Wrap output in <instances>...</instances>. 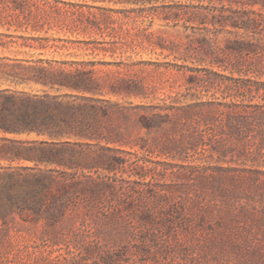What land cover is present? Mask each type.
I'll list each match as a JSON object with an SVG mask.
<instances>
[{"label":"rangeland","instance_id":"1","mask_svg":"<svg viewBox=\"0 0 264 264\" xmlns=\"http://www.w3.org/2000/svg\"><path fill=\"white\" fill-rule=\"evenodd\" d=\"M29 1L14 13L0 0V33L11 35L0 38L32 45L0 57L41 58L81 87L3 85L92 104L99 122L91 137L66 138L82 143L72 161L0 160V174L58 179L42 199L28 188L18 208L0 176V264H264V149L242 152L226 116L177 118L197 102L264 104V88L237 87L264 81L248 68L264 59V0ZM247 41L254 52L238 47Z\"/></svg>","mask_w":264,"mask_h":264},{"label":"trees","instance_id":"2","mask_svg":"<svg viewBox=\"0 0 264 264\" xmlns=\"http://www.w3.org/2000/svg\"><path fill=\"white\" fill-rule=\"evenodd\" d=\"M9 1L12 2L9 6L11 11L17 13L18 10H22L25 13V9L22 7L24 3L20 4L19 0ZM24 1L30 2L29 0ZM24 1L21 0V2ZM41 1L43 2V0ZM0 35L11 36L2 33ZM10 43L32 46L25 42L19 43L18 40L5 41L0 38V49L8 48ZM239 44L238 47H241L242 51L254 52L256 50L257 43L247 41L239 42ZM40 46L45 47L43 43ZM46 62L50 66L45 65L44 60L41 58L34 61L9 56L0 57V79L3 81L0 84V160L15 161L24 159L35 161L36 164L72 161V156L66 157V154H74L76 144L82 145V143H73L66 138L72 136L91 137V133L98 129L97 108L92 104L65 101L60 98V95L51 94L47 91L42 93L33 92L3 85L8 80L16 81V83L18 81L23 83L33 80L51 87H81L78 85L82 82L74 80L72 70L66 71L62 68H55L51 62ZM234 63L237 67H240L243 62L235 60ZM248 68L262 74L264 59L262 57L254 59ZM83 83L88 85L92 81ZM237 87H246L250 92L260 91L264 88V81L255 78H249V80L240 78ZM220 105L222 103L211 101L188 104L182 108L183 113H180L177 118L194 120L197 113L204 122L217 119L221 122L223 116H226L224 124L227 129L223 132L229 134L232 137L231 140H236L233 141L235 144L242 146V152L245 153L246 149L251 148L253 145H256L255 150L263 151L264 104L253 105L252 110H248L247 106H243L245 112L233 111L231 108L221 110L218 107ZM251 131H254V133L251 134ZM8 134L13 136H8ZM23 134H36L42 138L23 139L16 137ZM215 136H217L216 133L211 136L216 141L213 144V149L225 153V138H214ZM201 137V135L197 137L192 134L194 141L203 140ZM0 176L3 179L1 185L6 190L4 196L18 208L26 203L25 196L28 188L34 189L33 191L37 193L38 198L41 197L42 199V190L58 181L52 171L43 169L27 173L15 170L0 174ZM2 193L5 192H0V196L3 195ZM37 196L35 197L37 198Z\"/></svg>","mask_w":264,"mask_h":264}]
</instances>
